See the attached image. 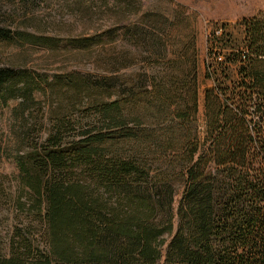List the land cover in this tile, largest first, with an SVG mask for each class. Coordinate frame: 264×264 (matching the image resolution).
Masks as SVG:
<instances>
[{
	"label": "trees",
	"instance_id": "16d2710c",
	"mask_svg": "<svg viewBox=\"0 0 264 264\" xmlns=\"http://www.w3.org/2000/svg\"><path fill=\"white\" fill-rule=\"evenodd\" d=\"M38 1L13 10L28 21ZM158 1L108 5L109 74L58 82L79 117L25 138L28 191L0 176V208L31 217L0 237V264H264V11L208 37L201 118L197 18ZM3 7L0 42L38 41ZM38 84L0 67V102Z\"/></svg>",
	"mask_w": 264,
	"mask_h": 264
},
{
	"label": "rangeland",
	"instance_id": "374dc122",
	"mask_svg": "<svg viewBox=\"0 0 264 264\" xmlns=\"http://www.w3.org/2000/svg\"><path fill=\"white\" fill-rule=\"evenodd\" d=\"M113 1L94 0L93 7L87 8L86 5L91 4H81L79 0H39L27 21L24 14L13 10L14 5L20 7V0H0L5 5L3 10L13 19V22L7 21L4 26L12 30H26L38 37V41L29 43L0 42V67H14L18 71L29 72L39 81L36 87L31 88L30 95L13 92L5 95L0 102V176H5V185L16 198L23 190L28 191L22 172L14 161L17 152L25 155L29 151L25 138L36 130L40 131L39 136L45 137L59 109L61 115L73 114L79 117L78 113L71 112L76 111L80 103L70 105L67 102L70 99L66 93L68 90L60 89L58 82L73 75L104 78L109 74L110 48L104 32L110 25L109 6ZM135 1L142 5L143 0ZM159 1L162 6L172 9L170 0ZM174 2L186 6L188 12L197 18L202 118L203 91L212 84L204 80L208 37L214 29L221 31L219 26L216 27L217 24L228 23L235 30V23L239 20L264 11V0ZM145 9L142 6L140 12ZM89 39L92 40L91 44H83ZM135 69L133 67L123 72L130 74ZM100 95L106 97L104 93ZM30 220L31 217L17 211L13 204L1 207L0 237L6 238L15 225Z\"/></svg>",
	"mask_w": 264,
	"mask_h": 264
}]
</instances>
